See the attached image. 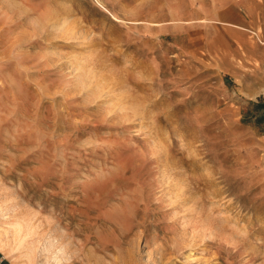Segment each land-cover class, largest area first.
Returning a JSON list of instances; mask_svg holds the SVG:
<instances>
[{
  "label": "rangeland",
  "instance_id": "rangeland-1",
  "mask_svg": "<svg viewBox=\"0 0 264 264\" xmlns=\"http://www.w3.org/2000/svg\"><path fill=\"white\" fill-rule=\"evenodd\" d=\"M226 1L0 0L14 264H264V85Z\"/></svg>",
  "mask_w": 264,
  "mask_h": 264
},
{
  "label": "crops",
  "instance_id": "crops-1",
  "mask_svg": "<svg viewBox=\"0 0 264 264\" xmlns=\"http://www.w3.org/2000/svg\"><path fill=\"white\" fill-rule=\"evenodd\" d=\"M217 29L226 38L228 52L226 57L234 67L244 65L253 83L264 85V0H227L218 15H212ZM231 45L234 50L231 51ZM232 63L225 71H232ZM236 70V68H233ZM0 264H14L12 259L0 248Z\"/></svg>",
  "mask_w": 264,
  "mask_h": 264
},
{
  "label": "bare ground",
  "instance_id": "bare-ground-1",
  "mask_svg": "<svg viewBox=\"0 0 264 264\" xmlns=\"http://www.w3.org/2000/svg\"><path fill=\"white\" fill-rule=\"evenodd\" d=\"M54 3H55V2H54ZM54 3H53V4H54ZM62 3H63V2H62ZM53 4H52V5H53ZM64 4H65V3H64ZM64 4H63V5H64ZM105 5H106V4H105ZM105 5L103 6V7H104V10L107 11V12L109 13L110 10H109ZM69 6H70V5H69ZM54 7H55V6H54ZM59 7H60V6H59ZM56 8H57V7H56ZM70 8H71V7H70ZM57 9H58V8H57ZM62 9H63V8H62ZM67 9H68V8H67ZM67 9H66V10H67ZM72 9H73V8H72ZM72 9H71V10H72ZM52 10H53V9H52ZM69 11H70V10H69ZM67 12H68V11H67ZM56 13H57V11H56ZM71 14H72V13H71ZM71 14H70V15H71ZM61 226H62V225H61ZM62 227H63V226H62ZM60 234H63V233H60ZM63 236H64V235H63ZM64 238H65V237H64ZM58 240H59V239H58ZM58 240H57V241H58ZM60 240H61V239H60ZM60 240H59V242H60ZM54 246H55V245H54ZM65 246H66V245H65ZM62 247H63V246H61V248H60L61 250H62ZM63 248H65V247H63ZM60 249H58V250L60 251ZM55 251H56V250H55ZM63 251H64V250H63ZM63 251H62V252H63ZM65 252H66V251H65ZM67 252H68V251H67ZM67 252H66V253H67ZM53 253H54V252H53ZM55 254H56V253H55ZM63 254H64V253H63ZM63 254H62V255H63ZM70 254H71V252H70ZM53 256H55V255H53ZM69 256H70V255H69ZM72 256H73V255H72ZM58 257H59V255L56 254V257H54V258L58 260ZM57 260H56V261H57Z\"/></svg>",
  "mask_w": 264,
  "mask_h": 264
}]
</instances>
